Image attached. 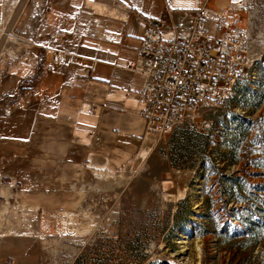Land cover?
I'll list each match as a JSON object with an SVG mask.
<instances>
[{
  "label": "crops",
  "instance_id": "1",
  "mask_svg": "<svg viewBox=\"0 0 264 264\" xmlns=\"http://www.w3.org/2000/svg\"><path fill=\"white\" fill-rule=\"evenodd\" d=\"M21 1L0 0V40ZM240 1L30 0L15 16L0 51V113L21 114L15 126L31 135L0 159V264H44L57 236H85L104 186L150 156L139 95L147 23L170 39L189 32L201 3Z\"/></svg>",
  "mask_w": 264,
  "mask_h": 264
},
{
  "label": "rangeland",
  "instance_id": "2",
  "mask_svg": "<svg viewBox=\"0 0 264 264\" xmlns=\"http://www.w3.org/2000/svg\"><path fill=\"white\" fill-rule=\"evenodd\" d=\"M29 2L19 3L0 47ZM243 17L249 80L223 108L191 113L154 137L149 157L116 189L104 186L97 224L79 239L57 236L44 264H264V0H246ZM19 116L0 113V159L14 158L15 137L31 135L16 128Z\"/></svg>",
  "mask_w": 264,
  "mask_h": 264
},
{
  "label": "built area",
  "instance_id": "3",
  "mask_svg": "<svg viewBox=\"0 0 264 264\" xmlns=\"http://www.w3.org/2000/svg\"><path fill=\"white\" fill-rule=\"evenodd\" d=\"M244 11L243 1L225 10L201 3L189 32L170 39L156 23H147L139 47L145 77L139 95L148 133L161 139L187 115L223 108L232 87L249 80L253 65Z\"/></svg>",
  "mask_w": 264,
  "mask_h": 264
}]
</instances>
